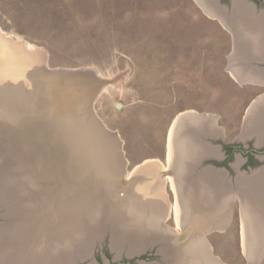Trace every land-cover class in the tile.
<instances>
[{
    "label": "rangeland",
    "instance_id": "374dc122",
    "mask_svg": "<svg viewBox=\"0 0 264 264\" xmlns=\"http://www.w3.org/2000/svg\"><path fill=\"white\" fill-rule=\"evenodd\" d=\"M0 35L9 41V47L21 43L29 51L38 50L42 64L58 70L59 77L55 82L45 77L43 84L42 76L37 77L38 82L27 80L24 70L6 67V80L22 81L21 90L40 96L60 90L78 97L77 108L82 97L90 100L84 109L75 108L72 115L60 119L73 122L74 138L82 128L93 132L96 138L91 142L101 151V165H106L107 172L115 169L112 149L122 159L127 176L143 159H162L166 130L177 111L216 109L237 124L253 94L254 88L241 89L226 76L229 35L196 0H0ZM67 72L71 76H65ZM42 96L47 103L48 96ZM12 107L16 108L15 102ZM46 122H51L46 113L36 112L25 120L0 122V132L9 138V128L24 123L28 127L21 128L28 138L34 127L42 133L54 132L55 124ZM57 141L52 137L48 142ZM78 145L74 143L77 153L81 152ZM35 149L29 147L32 163L51 165ZM5 194L0 198V226L11 216V199L4 198ZM233 205L229 227L207 238L213 253L227 264H244L238 203ZM173 223L172 218L166 221L167 225ZM93 238L87 248L74 246V253L80 251L81 255L74 254L73 264H137L135 256L117 257V244H112L109 230L103 229ZM151 250L141 257L160 264L161 258ZM44 262L65 264L53 258Z\"/></svg>",
    "mask_w": 264,
    "mask_h": 264
},
{
    "label": "crops",
    "instance_id": "0c3cea01",
    "mask_svg": "<svg viewBox=\"0 0 264 264\" xmlns=\"http://www.w3.org/2000/svg\"><path fill=\"white\" fill-rule=\"evenodd\" d=\"M196 1L227 30L226 76L241 89L254 88L253 94L237 124L216 109L177 111L166 130L163 158L134 165L123 176V188L117 181V196L129 200L130 215L140 216L131 223V245L163 246L169 260L159 255L160 264H227L213 253L207 235L229 227L236 201L244 264H264V155L248 165L238 149L264 146V1ZM227 146L233 159L223 165ZM169 218L173 225L166 224ZM8 244L0 264L11 261L10 253L13 264H25L24 254ZM141 256L137 264H155Z\"/></svg>",
    "mask_w": 264,
    "mask_h": 264
},
{
    "label": "water",
    "instance_id": "95a60500",
    "mask_svg": "<svg viewBox=\"0 0 264 264\" xmlns=\"http://www.w3.org/2000/svg\"><path fill=\"white\" fill-rule=\"evenodd\" d=\"M0 44H2L0 47L2 53L0 55V122L25 120L27 117H34L36 112L42 113L43 111L51 120L46 124H55L53 126L55 131L48 133H42L41 128L34 127L29 138L26 131L22 129L23 126H27L26 123H24L25 125L20 124L17 129L10 130L9 128V133H11L9 138L8 134L0 132V198L4 192L6 193L4 198L16 201L15 192L22 188L20 185L29 187L28 198H32L35 192H39L40 196L44 194L45 196L42 197L46 198L53 197L54 199L57 198L56 195L58 196L59 210L55 213L46 211L44 225L40 224L47 228L49 224L51 227L53 222L51 237L53 236L52 239L55 241L47 249V253L53 260V254H57L60 256L58 261L73 264L74 254L81 255L80 251L74 253V246L87 248L90 237L94 242L93 237L100 235L103 229L110 231L114 242L112 244H117V257L121 254L127 257H136L153 249L131 245V234L135 235V230H131V223L136 224L137 218L140 216L130 215L129 200L117 196V181L121 188L127 181L123 177L125 172L120 161L122 159L117 158L116 150L112 149L115 156H112L111 161L113 168H117V170L113 169L111 172H107L106 165H101V151L96 144L91 142L96 138L93 132L90 129L83 130L82 128L79 136L74 138V134L71 132L73 122L60 119L62 116L72 115L76 112L75 104L80 98L69 96L60 90H57V93L49 92L48 94L41 92L42 95L48 96V102L43 103L42 95L40 96L34 91L21 90L22 81L13 83L15 81L6 80V67L12 70L16 68L24 70L27 80L31 78L38 82L37 77L42 76L40 82L43 84L45 77L51 82H55L59 77H57L58 70H49L42 64L41 61L44 60L41 59L42 54L38 50L29 51L21 43H15L9 47V41L7 42L2 35H0ZM71 74L67 72L65 76L69 77ZM13 102H15L16 108L12 107ZM80 102L82 107L78 106L77 109H84L83 106L90 100L82 97ZM52 137H57L58 141L48 142ZM76 138L79 142H75ZM74 143L80 144L77 146L81 148V152H79L81 154L78 157L76 154L79 153L74 149ZM29 147L36 148L35 150L41 152L44 157H48L47 160H51V165L42 167L38 166V163H32ZM35 158L38 159V157ZM116 172L117 177H115ZM43 183H46L45 187L42 186ZM20 200V197L17 198V201ZM48 217L51 218V221ZM23 226L25 231H29L33 225L29 220ZM66 231L68 233L65 237L64 232ZM133 242L135 243V241ZM154 247L155 252L161 255L162 259L169 260V253L163 250V246Z\"/></svg>",
    "mask_w": 264,
    "mask_h": 264
},
{
    "label": "bare ground",
    "instance_id": "6f19581e",
    "mask_svg": "<svg viewBox=\"0 0 264 264\" xmlns=\"http://www.w3.org/2000/svg\"><path fill=\"white\" fill-rule=\"evenodd\" d=\"M20 186L22 188H19L20 190H17L15 192L16 201L11 199L8 202V210L11 216L7 219V224L0 226V228L5 229H0V238H2L3 236L5 237L0 242V251L5 246L9 245L8 243L10 242L13 249L16 247L17 249H19L21 255L24 254V259L26 262L25 264H42L44 260L46 261V259L50 258V254L47 253V249H49V247L55 240L52 239L53 236L51 237L53 231L52 229L54 227L53 222L51 225V227L53 226L52 228L49 227L50 224L47 226V228L40 226V224L44 225V215L46 211H52L53 213H55L59 210L60 206L57 205L58 196L56 195L55 197L57 198L54 199L53 197L46 198L42 197L45 196L44 194H41L42 196H40L39 192H35L32 198H28L27 192L29 190V187L26 185ZM48 193L50 194L49 191ZM19 197L21 198V200L17 201V198ZM48 219L51 221L50 217H48ZM29 220L30 224L33 226L29 231H25L23 225L25 222H29ZM67 233L68 231L64 232L65 237L67 236ZM25 246L27 247L24 249ZM21 255L19 254V256ZM10 256L11 261L8 262V264H13V260L15 258L13 257V255H11V253ZM31 256L33 259L32 263H30L31 261H29ZM53 256L56 262L60 258V256L57 254H53ZM5 260L7 259H4L3 261ZM46 263L47 262H44L43 264Z\"/></svg>",
    "mask_w": 264,
    "mask_h": 264
},
{
    "label": "flooded vegetation",
    "instance_id": "af4514ba",
    "mask_svg": "<svg viewBox=\"0 0 264 264\" xmlns=\"http://www.w3.org/2000/svg\"><path fill=\"white\" fill-rule=\"evenodd\" d=\"M256 2L259 1H264V0H254ZM241 147V146H240ZM232 148L229 149V146H227L225 148V157L224 159H222V161H220V164L226 165L228 162H230L233 157H232V153L230 152ZM239 151H243L244 156L246 157V163L248 165H254L255 163H257V157L255 156L257 155H264V146H262L259 150L254 149L252 146H248L246 148H238Z\"/></svg>",
    "mask_w": 264,
    "mask_h": 264
}]
</instances>
